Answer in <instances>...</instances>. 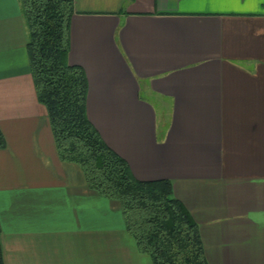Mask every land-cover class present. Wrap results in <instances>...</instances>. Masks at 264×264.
<instances>
[{"label":"crops","instance_id":"0c3cea01","mask_svg":"<svg viewBox=\"0 0 264 264\" xmlns=\"http://www.w3.org/2000/svg\"><path fill=\"white\" fill-rule=\"evenodd\" d=\"M87 117L140 181L169 180L208 264H264V0H73ZM18 0H0L4 264H151L118 206L57 157Z\"/></svg>","mask_w":264,"mask_h":264},{"label":"trees","instance_id":"16d2710c","mask_svg":"<svg viewBox=\"0 0 264 264\" xmlns=\"http://www.w3.org/2000/svg\"><path fill=\"white\" fill-rule=\"evenodd\" d=\"M18 2L36 99L46 109L59 161L76 165L88 190L118 206L125 232L151 264H208L198 225L173 197L171 182L137 180L89 121L86 75L68 61L73 0ZM5 145L0 130V150Z\"/></svg>","mask_w":264,"mask_h":264}]
</instances>
